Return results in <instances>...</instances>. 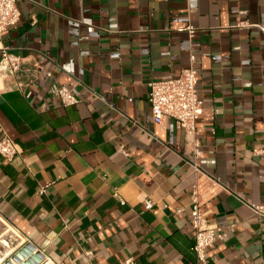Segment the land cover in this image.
Wrapping results in <instances>:
<instances>
[{
    "label": "crops",
    "instance_id": "1",
    "mask_svg": "<svg viewBox=\"0 0 264 264\" xmlns=\"http://www.w3.org/2000/svg\"><path fill=\"white\" fill-rule=\"evenodd\" d=\"M17 7L0 47L41 73L22 91L0 79V136L18 149L12 161L0 155V219L53 264H194L196 184L207 224H234L206 249L209 262L264 264V216L250 208L264 206V153L254 152L264 150V0ZM191 54L201 174L184 157L190 137L169 116L154 123L148 101V82L177 77ZM51 84L77 103L63 106Z\"/></svg>",
    "mask_w": 264,
    "mask_h": 264
},
{
    "label": "built area",
    "instance_id": "2",
    "mask_svg": "<svg viewBox=\"0 0 264 264\" xmlns=\"http://www.w3.org/2000/svg\"><path fill=\"white\" fill-rule=\"evenodd\" d=\"M18 0H0V36L9 27L14 26L20 19V11L17 7ZM248 23L237 20L235 27H246ZM179 30L192 33L194 27L184 24ZM195 56L189 57V64L182 69L177 77L148 82V101L150 114L156 124H160L165 116L171 117L176 126L183 129L192 143L189 153H184L185 160L192 166L196 174H201L200 158L202 151L197 138L196 124L203 112V101L197 89V69L195 67ZM41 73L39 63L32 66L25 64L23 57L14 54L8 47H0V79H11V88L22 91L31 81ZM53 72L46 71L47 78L53 77ZM51 90L59 98L63 106L77 103V97L64 85L51 84ZM256 154L264 153V150H254ZM0 155L7 161H12L18 155L16 143L7 135L0 136ZM47 186L39 187V194L46 192ZM115 197L121 204L124 200L115 192ZM153 202L146 198L143 201L145 209H150ZM250 208L256 215L264 216V206L251 204ZM190 224L194 243L192 246L195 254L194 264H211L206 255V249L218 239H223L233 231L234 224H223L210 226L207 224L200 202V195L196 184L191 186L190 193ZM3 237L6 241L2 240ZM29 243L22 239L11 227L0 219V264L6 260L24 244ZM42 254V258L36 264H53L43 250L35 247ZM35 252V251H34ZM122 264H133L131 258Z\"/></svg>",
    "mask_w": 264,
    "mask_h": 264
},
{
    "label": "water",
    "instance_id": "3",
    "mask_svg": "<svg viewBox=\"0 0 264 264\" xmlns=\"http://www.w3.org/2000/svg\"><path fill=\"white\" fill-rule=\"evenodd\" d=\"M41 258L42 254L29 242L11 254L5 264H36Z\"/></svg>",
    "mask_w": 264,
    "mask_h": 264
}]
</instances>
